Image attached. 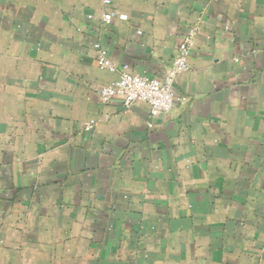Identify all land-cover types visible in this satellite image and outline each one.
Listing matches in <instances>:
<instances>
[{"label":"crops","instance_id":"crops-1","mask_svg":"<svg viewBox=\"0 0 264 264\" xmlns=\"http://www.w3.org/2000/svg\"><path fill=\"white\" fill-rule=\"evenodd\" d=\"M109 8L0 0V264H264V0ZM190 32L184 104L101 101Z\"/></svg>","mask_w":264,"mask_h":264},{"label":"built area","instance_id":"built-area-1","mask_svg":"<svg viewBox=\"0 0 264 264\" xmlns=\"http://www.w3.org/2000/svg\"><path fill=\"white\" fill-rule=\"evenodd\" d=\"M103 3L105 6L104 20L106 23H110L113 19L109 8L112 5V0H103ZM194 46L195 34L190 32L185 35L178 48L173 66L163 79H148L125 72L121 74L119 80L109 83L101 89V101L107 104L119 99L126 109L136 103H145L153 117L168 114L175 101L181 104L185 103V99L176 95L174 86L179 75L191 70L190 57ZM98 62L101 68L116 72L115 65L106 54L100 53ZM89 129L90 126L85 127V130Z\"/></svg>","mask_w":264,"mask_h":264}]
</instances>
